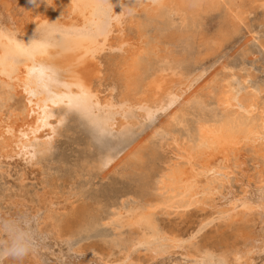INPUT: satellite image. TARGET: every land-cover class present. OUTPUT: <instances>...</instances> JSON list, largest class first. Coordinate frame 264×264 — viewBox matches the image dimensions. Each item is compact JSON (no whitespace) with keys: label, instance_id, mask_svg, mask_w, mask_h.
Here are the masks:
<instances>
[{"label":"bare ground","instance_id":"6f19581e","mask_svg":"<svg viewBox=\"0 0 264 264\" xmlns=\"http://www.w3.org/2000/svg\"><path fill=\"white\" fill-rule=\"evenodd\" d=\"M62 1L67 17L39 15L28 25H15L10 20V5L5 3L9 14L0 18V159L7 164L6 175L0 174V201L41 209L42 231L60 247L74 242L71 247L80 249L82 237H90L101 224L116 218L117 227L107 234L98 233L103 242L101 264H111L114 250L119 264H141L139 254L136 261L132 257L141 246H146L145 260L155 264H185L170 259L157 261L161 253L177 248L195 263L211 254L212 264H256L255 259L264 252V168L246 177L255 181L257 194L250 195L247 185L236 194L229 184L233 171L230 156L243 143L256 146L264 141V115L259 123L248 126L236 110L231 111L237 82L222 72L205 78L172 109L179 94L172 101L167 97L174 81L185 78L195 65L218 56L232 43L245 23L244 15L264 7V0ZM128 22L135 27L132 36L125 34ZM150 29L151 34L147 33ZM251 49L242 50L243 60L247 56L244 52ZM105 51L121 55L119 71L124 90H115L117 102L102 111L96 122L102 130H115V135H110L108 144L95 143L86 135L84 154L76 155L69 178L83 181L88 190L80 188L81 194H76L71 180L63 185L42 178L46 158L61 134L54 136L51 127L42 122L43 103L37 95H29L30 90L33 92L29 70L41 60L64 74L72 86L83 81L84 100L91 106L88 91L93 81L104 79L100 57ZM23 92L28 100L23 107L14 105L12 98ZM256 96L253 92L241 99L253 103ZM60 112L59 108L53 110L56 115ZM151 126L150 132L134 141ZM165 150L177 160L166 157ZM33 151L35 161L30 159ZM146 157L150 159L146 176L133 175ZM100 174L108 176L105 186L94 184ZM31 179L41 188L35 189ZM92 186L96 188L89 192ZM86 192L89 196L84 200ZM197 211L208 214L186 239L161 224L162 218L183 219ZM208 225L213 226V233L199 244L200 228ZM33 226L38 234L40 226L35 221ZM40 255L58 264L54 251ZM17 264H33L32 251Z\"/></svg>","mask_w":264,"mask_h":264},{"label":"rangeland","instance_id":"374dc122","mask_svg":"<svg viewBox=\"0 0 264 264\" xmlns=\"http://www.w3.org/2000/svg\"><path fill=\"white\" fill-rule=\"evenodd\" d=\"M28 2H29V4H28ZM5 3H8V7L10 5V7H9V10H10L9 13L10 14L6 10V4ZM35 7H37V8H35ZM28 11H29V14H28ZM41 12H43V13H41ZM7 13L10 15V20L13 21V23L15 25L18 24V25H24V26L28 25V23L30 24L31 21L33 20V18L36 16H39V15H46L48 17L49 16H55V15L67 17V15H68L66 12V8L64 7V2L62 0H0V18L5 19V17H7ZM39 13H41V14H39ZM14 15L16 18L14 17ZM27 15H29V16H27ZM171 16L175 17L176 16L175 12H172ZM244 16H245V23H243L241 25L240 33L235 37V39L232 43H229L218 56H213L210 59H208V60H206L200 64L195 65L192 68V71L190 72V74H188L185 78L178 79L172 83L174 88L171 87V88H173L172 89L173 91L167 97L168 100L169 99H171V101L174 100V95H176V94H179V95L181 94V95L180 96L177 95L178 100H176V103L172 107H170V109H172L173 107L178 105L181 101H183L184 98H186V96H189L191 93H193L194 89H196V87L205 78L209 77L212 74L222 72V73H225L227 75V77H229L230 79L235 80L237 82L236 88L234 87L235 91L233 90L234 96H232L233 98H231V100H232L231 111L234 113H236V111H237L236 115L241 120H243V122H246L248 126L252 125V123H259L260 122L262 116L264 115V7L259 8L255 12L252 11V9H250V12L245 14ZM26 17H28V19ZM6 21L7 20H5V22ZM24 21H25V24H22ZM134 28L135 27L128 22L126 24V30H128V32L125 31V34L127 33L126 36H129V35L132 36L134 31H135ZM132 29H134V30H132ZM151 32H152L151 29L147 31V33H149V34H151ZM254 47H255V49L253 50ZM249 48H252V49L248 53L244 52L243 55H247V56L246 57L244 56V60H243L241 57L242 50L243 49L244 50L249 49ZM107 56L109 57V59ZM240 59L242 61L240 64L237 65V62H239ZM100 60H101V65L104 67V68L102 67L103 76L105 75L104 79H103V81H97L98 80L97 78H100V77H97L96 78L97 80L92 82L90 90L88 91V95H90L91 99H93L92 105L91 106L88 105V107L91 109L92 120L95 122L96 127L91 128L92 127L91 124H90L91 127L90 126L86 127L85 125H86V123H88L87 121H85L84 123H81L79 116L74 117L72 119L71 123L69 124L70 131H66V132H64V134H62L56 138L57 140H56L53 148L50 150V152L46 158V162H45L46 172L44 173V175L42 177L45 180H48V181H51L54 183H57V182L62 183L63 185L68 184L71 180L73 182V185H72L73 191H76L77 192L76 194H81V193H78V189H80V188H82L84 191H86L88 189H86L87 187L85 185H82L83 181L77 180L75 177L69 178V170L74 163L76 155H78V154L83 155L84 154L86 135L90 139L92 138L91 140H94V142L98 143V144H104V143L108 144V142H109L108 140L113 135H115L113 133V132H115V130L107 131V130L100 129L97 126L96 121H97V119H98V117L102 111H104V110L108 109L109 107L115 105V103L117 102L115 90H117V93H122L124 90V86H123L124 85L123 84L124 83V77H123V75H121V71H119L120 66H121V55L118 52L109 53V52L105 51V52H102ZM108 61H109V64H108ZM242 65H244L243 67L245 68V70L242 67ZM107 66H110V67H107ZM48 68H51V67H49L43 61L37 60L36 62H34L31 65V68L29 70V76H30V80H31V84H32L31 88L33 89V91H35L37 93L36 95L38 96V98H40V101L42 103L47 97H46L43 85L41 83L42 79H44L46 77H42L41 69L46 70ZM202 68L204 71L202 70ZM229 68H231V69H229ZM228 69L231 71H229ZM104 71L106 74L104 73ZM202 71H203V73H201ZM115 75H116V77H115L116 79L114 78ZM120 75H121V78L123 80L121 78L119 80L118 77ZM202 75H203V77H202ZM245 76H247V77H245ZM197 77H199L200 79L198 78V80H197ZM234 77L236 79H234ZM58 78H59V83H53L50 85V89L52 92L60 94V95H64V94H68V93H70L71 95H79L80 94L77 87L76 88L73 87L64 74L58 72ZM195 79H196V81H195ZM259 79H260V81H259ZM115 80L117 81L118 84L116 83ZM186 80H187V82H186ZM251 80H252V83H251ZM120 81H122L123 83H121ZM192 83L193 84L195 83V84L193 85ZM240 83H241V85H240ZM185 85L187 86V88ZM251 86H252V88H251ZM0 87H1V85H0ZM112 87L115 89H113ZM120 87H121V89H120ZM175 87L176 88L178 87L177 90ZM179 87H182L183 89L179 88ZM174 89L177 92H175ZM181 89H182V91H181ZM244 89L246 92L244 91ZM7 90H8V88H6V87L3 88L4 92H6ZM30 92H31V90H30ZM253 92H257V96L255 97L253 103L251 101L246 102L244 99H241L242 96L246 97L248 94H253ZM14 97H13L14 99L12 98V102L14 103V105L19 106V107H23L24 102L28 100L27 99L28 97L26 98L24 92L19 94V95H15ZM24 97H25V99H24ZM234 97H236V98L234 99ZM238 98H240V99H238ZM107 99H108V101H107ZM100 101H101V104H100ZM110 101H112L113 104ZM83 102L85 104H87L85 102V100ZM235 104H236V106H235ZM251 107H253V108H251ZM249 109H251L250 112H249ZM168 111H166V112H168ZM155 124L156 123H154V125ZM153 126L147 127L145 129V131L142 132V134H140V136H137L138 138L137 137L135 138L134 141L136 142V140L145 136L146 132L148 133V131L150 132L154 128ZM88 128H89V130H88ZM94 129H96V130H94ZM93 131H94V133H93ZM95 131H96V133H95ZM110 135H111V137H110ZM98 138H99V141H98ZM240 147L241 148L238 152H235V154H234V152H232L231 153L232 157L230 156V163L232 165V170H233L230 177H229L230 188L232 187V190H234L236 194H240V193H242V187L247 185L248 187L246 188V190L248 191V193L250 195H254V194H257V192H258L257 189L255 187H253L256 185V183L254 180L248 181L247 178H248V176H250L252 174H257V171L259 170V168H264V141L258 142L256 146L253 145L252 143H243L240 145ZM164 154L166 157H171L173 160H177L176 156H174V154L168 150H165ZM253 160H254V162H253ZM241 164H243V165H241ZM243 169H245V170H243ZM243 172L245 173V175ZM242 173L244 176L242 175ZM103 177H104V174H100V177L94 181V184L97 186H101V185L105 186L106 181L108 179L107 178L108 176L106 174L105 177L104 178ZM239 180H240V182H238ZM29 182L31 185H33V187H35V189H39L42 186L41 184H35L34 183L35 181L33 179L29 180ZM94 186L89 188L90 189L89 192H92L94 190V188H96ZM89 192H86L85 195L83 196L84 200H86L88 198ZM79 196H82V195H79ZM0 209H1L0 213H3V215H0V258H3L4 260H9L7 253L11 251L14 243H27V244L32 246L31 240L36 235V233L34 232V226H33L34 221H28L24 216V212L27 211V212H30L33 216H37L41 213V209L37 210L36 207L28 206V204L26 206L13 205L12 203L6 204L5 201H3V202L0 201ZM205 214L207 215L208 211H206L205 213H203L202 211L193 212L189 216H187L183 219L176 218V219H173L171 221L166 219V218H162L161 224L166 228L174 229L175 231L182 234L183 239H186L189 234L195 233L196 230L199 229V227L201 226L200 220L202 219V216H204ZM4 216H5V218H4ZM115 219L116 218H114V220H112V221H110L104 225L101 224L98 228L99 229L98 232L90 235V237H82V239L79 240V244H78V246L79 245L81 246L80 249H76L78 247H75V249L73 247H71L74 242H70L71 244H67L66 247L67 246L68 247L66 248L65 245H63V246L61 245V247L58 245L54 246L53 243L51 241H49V239H47L46 240L47 250L49 252L54 251V256H57V261H58L57 263L58 264H70L69 262L71 260H73L74 262H77V263H84V264H101V263H99V260H100L99 256L101 253H103V252H101V249H102L101 247H103V242H102V240L100 241L102 235H99V234L100 233L102 234L103 232H106V234H107L108 231L117 227L118 221H116ZM7 224L8 225H15L17 227L18 232L16 235H12V233H10L8 231V229L6 227ZM212 233H213V226H211V225H208L207 227L200 228V233H199L200 242H199V244L202 243L204 237L211 236ZM21 234H23L22 240L18 239V237ZM152 245L155 246L156 244L154 243ZM63 249H65V250H63ZM57 251H60L61 255H60V253L58 254ZM145 251H146V246L138 247L133 251L132 257L135 256V261H136L137 255L139 254V259L141 260V264H155V261L152 263H149L148 261L145 260L146 258H144V254H143V253H145ZM42 252H44V251H42ZM45 253H46V251H45ZM260 255L262 256V258L260 257ZM113 256L114 257L110 258L111 264H119V260L117 259L118 255H117V252L115 250H114ZM263 257H264V252H261L259 254V257H257L255 259L256 260L255 263L256 264H263L264 263ZM78 259H80V260H78ZM160 259H164V260L170 259L173 262H179L180 261V262H183L185 264H187V263L188 264H212V262H213V257H211V254H207L205 256H201L199 258V260L195 263L192 260L184 257V254H183V252H181L180 248L175 249L174 251L170 252L169 254L161 253V255L158 256L157 261H160ZM59 260H60V262H59ZM83 261H85V262H83ZM14 262H15V264H17L18 262H20V259L16 256L10 261V264H14Z\"/></svg>","mask_w":264,"mask_h":264},{"label":"snow or ice","instance_id":"6c2138e0","mask_svg":"<svg viewBox=\"0 0 264 264\" xmlns=\"http://www.w3.org/2000/svg\"><path fill=\"white\" fill-rule=\"evenodd\" d=\"M42 77H46L42 79L41 83L43 85L46 99L43 101V123L46 127H51L53 135L57 134H64L66 131H70L69 124L71 123L72 119L76 116L80 117L81 123L85 121L88 124H91L93 128L96 127L95 122L92 120L91 116V109L85 104L84 97H85V84L83 81H79L77 84L73 85V87H77L80 90L79 95H71L70 93L60 95L54 93L50 89V85L53 83H59L58 72L54 68L48 69H41ZM37 93L35 91L30 92V96H35ZM29 103H32L30 100ZM61 109L60 114L56 115L53 114V110ZM49 120L53 121L51 125H49ZM39 123V122H38ZM88 126L87 124L85 125ZM51 139V138H49ZM32 161H35L36 155L34 151L30 157ZM150 163L149 158H145L143 161L142 166L138 165L137 172H134L133 175H142L146 176V170L148 168V164ZM7 173V164L5 161L0 159V174ZM75 196V193H72ZM79 198V197H76ZM261 206H262V215H264V186H262L261 192ZM3 215V213H0ZM24 216L28 221H35L38 226H40V231L35 237L31 240L32 244V260L33 264H52L46 257H42L40 253L42 251H47V234L42 231V221L39 215L33 216L30 212H24ZM8 231L13 235H16L18 229L15 225H7L6 226ZM18 239H23V234H21ZM9 260H4L0 258V264H10V261L16 257L17 250L12 249L10 252L7 253Z\"/></svg>","mask_w":264,"mask_h":264},{"label":"clouds","instance_id":"9594fccd","mask_svg":"<svg viewBox=\"0 0 264 264\" xmlns=\"http://www.w3.org/2000/svg\"><path fill=\"white\" fill-rule=\"evenodd\" d=\"M12 249L17 250V257L19 259H23L24 256H26L30 251H32V247L29 246L27 243H14ZM11 249V250H12Z\"/></svg>","mask_w":264,"mask_h":264}]
</instances>
